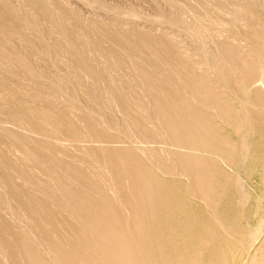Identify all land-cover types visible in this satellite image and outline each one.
<instances>
[{
    "label": "rangeland",
    "instance_id": "374dc122",
    "mask_svg": "<svg viewBox=\"0 0 264 264\" xmlns=\"http://www.w3.org/2000/svg\"><path fill=\"white\" fill-rule=\"evenodd\" d=\"M0 264H264V0H0Z\"/></svg>",
    "mask_w": 264,
    "mask_h": 264
},
{
    "label": "bare ground",
    "instance_id": "6f19581e",
    "mask_svg": "<svg viewBox=\"0 0 264 264\" xmlns=\"http://www.w3.org/2000/svg\"><path fill=\"white\" fill-rule=\"evenodd\" d=\"M241 69V68H240ZM128 141V140H127ZM194 141V140H193ZM201 143V142H200ZM199 162V161H198ZM185 175V174H184ZM197 175H199V174H197ZM186 176V175H185ZM48 250V249H47Z\"/></svg>",
    "mask_w": 264,
    "mask_h": 264
}]
</instances>
